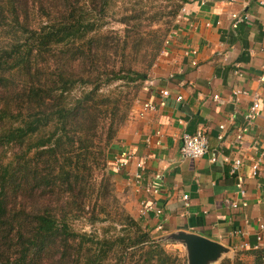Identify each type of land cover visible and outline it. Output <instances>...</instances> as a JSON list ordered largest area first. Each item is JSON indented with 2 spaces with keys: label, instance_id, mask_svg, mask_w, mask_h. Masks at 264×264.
Returning <instances> with one entry per match:
<instances>
[{
  "label": "trees",
  "instance_id": "16d2710c",
  "mask_svg": "<svg viewBox=\"0 0 264 264\" xmlns=\"http://www.w3.org/2000/svg\"><path fill=\"white\" fill-rule=\"evenodd\" d=\"M189 1L0 0V264H187L122 207L73 223L119 205L110 151Z\"/></svg>",
  "mask_w": 264,
  "mask_h": 264
},
{
  "label": "crops",
  "instance_id": "0c3cea01",
  "mask_svg": "<svg viewBox=\"0 0 264 264\" xmlns=\"http://www.w3.org/2000/svg\"><path fill=\"white\" fill-rule=\"evenodd\" d=\"M233 13L242 16L237 27ZM170 36L119 132L108 164L126 208L158 239L183 230L219 241L233 252L247 249L245 243L251 247L258 243L259 223L264 222V0H191ZM236 88L248 94L235 97ZM161 89L170 90L168 104L140 115L144 102L160 101ZM179 95L183 98L177 101ZM255 95L261 101L260 113L238 145L237 127ZM199 128L207 129L209 151L184 158L182 135ZM123 150L133 159L117 171L116 157ZM238 157L243 158L240 173L246 196L231 172ZM140 160H145L142 169L136 165ZM255 161L260 163L257 174ZM147 185L158 192H148ZM184 194L189 195V206ZM232 201L247 205L232 207ZM143 202L156 203L163 214H142ZM167 244L186 252L180 243Z\"/></svg>",
  "mask_w": 264,
  "mask_h": 264
},
{
  "label": "built area",
  "instance_id": "2783aa9c",
  "mask_svg": "<svg viewBox=\"0 0 264 264\" xmlns=\"http://www.w3.org/2000/svg\"><path fill=\"white\" fill-rule=\"evenodd\" d=\"M232 17L234 19L233 22V26L237 27L239 22L242 21V16H240L237 13H233ZM170 38L171 36L166 40V45L165 47H163V50L160 54L163 55L166 51V48L170 42ZM159 58V57H158ZM261 80H264V75L261 77ZM161 94V98L160 101L158 103H154L153 101H146L142 104V109L139 112L140 115H144L145 112L147 110H156L159 106H166L168 104V97L171 95L170 90L169 89H161L160 91ZM243 94H248V91L242 88H236L234 90V96L238 97L240 95ZM255 99L253 101V103L250 105L249 109L244 113V121L243 123H241L238 127H237V133H236V142L238 143V145L243 144L244 143V139L246 134L250 131V127L252 125V123L256 120V118L258 117L259 113H260V109H261V101L260 98L258 97V95H255ZM183 96L179 95L177 96L176 100L180 101L182 100ZM215 99H219L220 96L219 95H215L214 96ZM225 125L221 124L220 125V129H224ZM219 139L223 138V133H220ZM210 148V143H209V135L207 132L206 128H199L197 129L194 133H189V132H185L182 135V144H181V155L184 158H198L201 157L203 155H205ZM133 159V155L127 151V150H123L121 151L117 157H116V162H115V168L117 171H121L123 169H125L131 162V160ZM216 159V158H215ZM215 159H213L215 161ZM137 167L142 169L145 165V160H140L136 163ZM243 165V158H235L233 163H232V169L231 172L232 174H234L236 176L237 179V186L239 187V190L241 192V194L243 196H246L247 192L246 189L244 188V176L240 173V169L241 166ZM260 169V163L258 161H255L253 163V170H254V174H257L258 171ZM146 190L148 192H153L156 193L158 192L157 188H154L152 185H147L146 186ZM184 198V202H185V206H189V195L188 194H184L183 195ZM145 203L143 205V208L141 210L142 214H146V213H151L154 212L157 216H161L163 214V209L159 206L156 205V203L152 202V203ZM232 207H238L240 205L246 206L247 202L243 201L242 203H238L237 201H232L231 203ZM163 226L159 225V229H161ZM259 233L257 235V240L258 243L254 246H250V244L245 243L243 246L244 248L247 249H256L259 248L262 243L264 242V222H260L259 223Z\"/></svg>",
  "mask_w": 264,
  "mask_h": 264
},
{
  "label": "rangeland",
  "instance_id": "374dc122",
  "mask_svg": "<svg viewBox=\"0 0 264 264\" xmlns=\"http://www.w3.org/2000/svg\"><path fill=\"white\" fill-rule=\"evenodd\" d=\"M120 5H122V4H120ZM175 23H176V21H175ZM112 24H115V27H119V28H122L124 26V25L118 24L116 22L115 23H112ZM157 26H159V25H157ZM165 27H167L166 24H165L164 28ZM173 28H171V30L167 34V36L165 38V43L163 44L164 45L163 47H165L166 40L172 34ZM163 47H162V50H163ZM153 67H152V69H153ZM152 69H151V71H152ZM118 84H119V82H114L113 85L110 86L109 88L112 89V88H114ZM107 170H108V172H110L111 181H112L113 186L115 187V191H116L117 197L119 199V205L113 207V211H111L110 216L106 217L104 220L99 221V222H97L95 224L89 223L86 219L76 220L73 223V225L79 231L95 232V233H97V234H99L101 236L107 235L108 237H110V236H113V235L117 236V235H120V234L125 233V230L124 229H126L127 227H129L127 223H123L122 217H120V212H122L121 210L123 208V209L126 210V211H124V213L129 214V215H132V214L126 208V204L124 202L122 193L117 188V182L115 180V175L111 172V168H110V165L109 164H108ZM151 235L153 237H155L152 233H151ZM164 246L171 253H178V254H180L182 256H186V252L183 251V250H181L179 248V246H177V245L165 243ZM262 246H260L259 248H256V249H242V250H237L235 252H232V254H229L230 256H226V257H230V258H233V259L235 257H238L239 259H241V261L243 262V264H254L255 256H254V254H253L252 251L258 250ZM186 259H187V257H186Z\"/></svg>",
  "mask_w": 264,
  "mask_h": 264
},
{
  "label": "water",
  "instance_id": "95a60500",
  "mask_svg": "<svg viewBox=\"0 0 264 264\" xmlns=\"http://www.w3.org/2000/svg\"><path fill=\"white\" fill-rule=\"evenodd\" d=\"M165 243H180L185 247L187 264H218L232 250L223 243L195 232L176 231L159 238Z\"/></svg>",
  "mask_w": 264,
  "mask_h": 264
}]
</instances>
